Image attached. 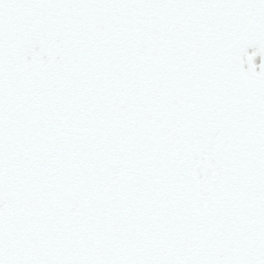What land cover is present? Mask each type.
<instances>
[{"label":"snow or ice","instance_id":"snow-or-ice-1","mask_svg":"<svg viewBox=\"0 0 264 264\" xmlns=\"http://www.w3.org/2000/svg\"><path fill=\"white\" fill-rule=\"evenodd\" d=\"M0 264H264V0H0Z\"/></svg>","mask_w":264,"mask_h":264},{"label":"rangeland","instance_id":"rangeland-1","mask_svg":"<svg viewBox=\"0 0 264 264\" xmlns=\"http://www.w3.org/2000/svg\"><path fill=\"white\" fill-rule=\"evenodd\" d=\"M256 63H257V65H259V63H260V58L259 57H257Z\"/></svg>","mask_w":264,"mask_h":264}]
</instances>
